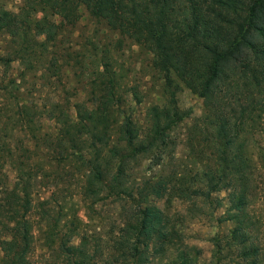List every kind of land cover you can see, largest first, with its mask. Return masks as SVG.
Masks as SVG:
<instances>
[{
  "label": "trees",
  "instance_id": "1",
  "mask_svg": "<svg viewBox=\"0 0 264 264\" xmlns=\"http://www.w3.org/2000/svg\"><path fill=\"white\" fill-rule=\"evenodd\" d=\"M47 1L61 19L59 30L40 27L32 34L27 16L13 17L0 7V31L39 47L27 56L18 50L17 57L28 65L38 51L47 53L61 30L77 23L76 2L118 35L117 47L130 43L152 54L153 67L165 75L170 90L176 77L204 100L206 118L198 154L215 163L206 176L225 179L233 172L239 182L228 196L235 226L215 243L214 261L233 264L236 256L237 264H264V220L254 206L255 193L264 185L257 180L264 168V144L258 138L264 135V0ZM40 37L45 40L40 42ZM98 69L84 102L50 105L48 119L57 130L47 140V149L64 160L76 159L79 166L74 169L88 177L77 195L89 208L108 197L123 199L121 222L111 231L89 232L79 226L82 222L75 226V218L63 211V202L75 196L63 195L58 181L53 187L42 186L41 172L50 174L51 168L19 164L14 185L0 187V248L8 264H37V232L44 237L40 245L50 252L48 264H197L201 250L187 244L170 214L147 197L176 194L184 199L191 190L194 196L209 198V193L177 186L175 175L141 178L142 183L136 184L132 172L145 154L157 155L150 166L164 165L163 155L173 143L170 131L183 120L173 106L175 92L171 90L161 114L145 127L129 108L133 102H143L138 86L124 91V101L112 63L104 60ZM2 98L0 112L2 108L3 113L10 112ZM25 109L20 124L33 123ZM8 125L0 119V134L4 130L7 137L13 136ZM10 145L6 141L0 153L11 152L13 157ZM1 167L0 179L6 175ZM42 188L51 194L43 197ZM38 202L42 221L35 218ZM64 219L69 223L62 224Z\"/></svg>",
  "mask_w": 264,
  "mask_h": 264
},
{
  "label": "rangeland",
  "instance_id": "2",
  "mask_svg": "<svg viewBox=\"0 0 264 264\" xmlns=\"http://www.w3.org/2000/svg\"><path fill=\"white\" fill-rule=\"evenodd\" d=\"M0 7L9 11L13 17L27 16L31 22L32 34L40 27L60 29L61 19L53 14L47 0H0ZM75 7L79 13L77 23L73 27H64L56 43L49 45L47 53L40 55L39 51L35 52L37 54L32 56L28 65L17 57V51L23 50V54L27 56L39 47L34 43H24L22 39H14L5 31H0V96H4L1 99L3 105L10 106L8 109L10 112L3 113L6 109L2 108L0 119L3 122L8 121L7 130L12 128L14 132V135L9 137L4 130L0 134V148L10 140V146L14 150L13 157L11 152L0 153V166L2 172L6 174L0 179V187L6 183L9 187L14 185L17 165L37 163L51 168L50 174L46 175L43 170L41 172L45 175L42 180L43 188L45 184L53 187L52 184L58 181L61 182L63 195L75 196L74 199L65 200L60 192L56 195L60 202L65 200L63 204L66 207L63 211L66 210L65 213L70 215V219L75 218V226L82 222L79 226L89 232L111 231L121 222L123 199L108 197L94 208H89L82 201L81 196L77 195L84 189L88 177H84L83 172L74 169L79 166L76 164V159L64 160L56 152L47 149L49 144L47 140L51 139L57 130L54 121L48 119L47 110L50 105L58 101L71 107L76 103L84 102L92 89V82L99 72V66L102 61H108L112 63L118 75L122 87L120 94L124 101L127 98L123 95L124 91L131 86H138L144 95L142 103L133 102L129 108L145 127L150 125L154 115L161 114L168 96H172L171 90L175 92L173 106L178 108L183 120L173 125L170 131L173 143L163 155L164 165L150 166L154 156L157 155L145 154L141 162L132 170L133 179L136 184H141V178H157L156 176L162 174L165 177L175 175L174 182L177 186H193L205 195L209 193L208 198L194 196L192 191L188 190L189 197L184 199L176 194L166 195L164 198H156L148 194L147 200L170 214L172 221L183 232L186 243L201 250L197 264H217L213 259L215 243L235 226L234 221L230 219L232 211L228 196L233 186L239 182L233 172H229L225 179L206 176L209 170L215 167V163L207 160L206 154H198L201 145L197 142L202 139L206 118L204 100L176 77H173L170 90L165 75L153 67L152 54L130 43L117 47L115 43L118 35L115 32L111 31L102 20L90 16L85 6L76 2ZM44 40V37L39 38L40 42ZM25 106L35 121L26 122L24 125L20 123L21 112L26 110ZM258 138L260 144H264V135ZM252 149L256 151L255 147ZM257 180L258 183L264 182V168H261ZM262 186L264 185L261 184L260 190L255 193L254 206L258 215L264 220V187ZM43 188L41 191L43 197L51 194ZM135 189L137 190L136 186ZM39 202L35 211L37 217L34 216L37 220L42 219V206L41 204L39 206ZM42 223L45 224V220ZM65 223L69 221L64 219L62 224ZM63 229L66 231L69 228L65 226ZM36 238L38 239L36 262L48 264L50 252L41 246L44 237L37 232ZM74 241L77 243L80 241L79 235L75 236ZM232 260L233 264H237L236 256H233ZM0 264H8V259L1 248Z\"/></svg>",
  "mask_w": 264,
  "mask_h": 264
}]
</instances>
